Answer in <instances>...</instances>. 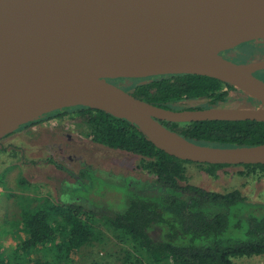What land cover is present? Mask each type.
Returning a JSON list of instances; mask_svg holds the SVG:
<instances>
[{
    "label": "water",
    "instance_id": "water-1",
    "mask_svg": "<svg viewBox=\"0 0 264 264\" xmlns=\"http://www.w3.org/2000/svg\"><path fill=\"white\" fill-rule=\"evenodd\" d=\"M264 39V0H0V139L53 112L88 106L136 125L182 161L264 165V145L202 146L160 121L264 122V61L223 53ZM187 74L219 80L262 108L174 111L110 80Z\"/></svg>",
    "mask_w": 264,
    "mask_h": 264
},
{
    "label": "trees",
    "instance_id": "trees-1",
    "mask_svg": "<svg viewBox=\"0 0 264 264\" xmlns=\"http://www.w3.org/2000/svg\"><path fill=\"white\" fill-rule=\"evenodd\" d=\"M234 60L245 63L240 58ZM120 80L123 79L110 81ZM126 80L133 83L123 89L137 99L174 111L221 107L236 90L219 80L199 75L172 74ZM192 101L202 105L180 106ZM70 111L79 116L93 142L141 157L137 168L140 177L114 175L113 179L116 178L128 192L124 209L121 194L118 203H100L95 197L97 207L83 205L80 197L68 202L65 199L68 190H79L76 180L74 185L66 186L62 192L64 198L58 202L18 196L19 219L11 229L5 230L18 237V243L6 252H1L0 245V264H73L75 253L96 242L105 243L108 237L100 223L119 243L131 246L134 251L123 246L126 254L123 264H236L235 258L264 255V205L248 202L239 190L219 193L189 184L186 165L196 163L179 160L159 150L136 125L109 112L79 106L48 117L64 116ZM41 122L43 120L29 123L21 129ZM160 123L202 146L264 145V122ZM196 165L213 175L218 169L230 167ZM237 166H243L248 173L264 175V165ZM90 171L89 167L81 171L83 182L91 183L88 176L92 175L91 179H98L99 176ZM101 178L113 180L108 176ZM0 186L7 188L4 176L0 178Z\"/></svg>",
    "mask_w": 264,
    "mask_h": 264
},
{
    "label": "rangeland",
    "instance_id": "rangeland-1",
    "mask_svg": "<svg viewBox=\"0 0 264 264\" xmlns=\"http://www.w3.org/2000/svg\"><path fill=\"white\" fill-rule=\"evenodd\" d=\"M249 50L253 49L239 47L231 56L240 58L245 63L259 62L249 60L251 57L246 55ZM114 83L127 87L133 81L123 79ZM199 105L202 103L198 101L180 104L181 107ZM260 105L263 106L261 102L236 89L230 93V100L220 108L259 109ZM48 115L37 120L43 122L21 129L23 125L0 139V178L4 176L7 186L6 189L0 186L1 252L11 250L18 243V237L5 232L19 219L21 206L17 203L18 196L26 195L34 199L58 202L64 198L62 192L66 190V186L74 185L76 180L79 190H68L65 195L68 202L80 197L84 201L83 205L97 207L99 204L95 197H98L100 203H118L121 194L124 209L128 192L113 177L119 174L140 177L137 168L142 158L93 142L87 136V127L75 112L70 111L64 116L54 118H49ZM87 167L99 176L97 180L91 179L93 175L91 178L88 176L91 183L82 181L81 171ZM186 167L189 184L219 193L239 190L248 202L264 205V175L261 173L252 174L243 166H230L216 170L213 175L196 164H187ZM134 170L137 172H133ZM107 176L113 180L101 178ZM100 228L108 237L105 243L96 242L92 247L75 253L73 264H123L126 255L124 247L134 253L131 246L119 243L101 223ZM234 262L264 264V255L235 258Z\"/></svg>",
    "mask_w": 264,
    "mask_h": 264
},
{
    "label": "flooded vegetation",
    "instance_id": "flooded-vegetation-1",
    "mask_svg": "<svg viewBox=\"0 0 264 264\" xmlns=\"http://www.w3.org/2000/svg\"><path fill=\"white\" fill-rule=\"evenodd\" d=\"M243 46L248 47L249 49H251V48L253 49V50H249V51L246 52V55H248V57H251L249 60H251V61H253V60L254 61H264V39L263 40H259V41L246 43V44L241 45L240 47H243ZM238 48H236L234 50L227 51L228 52L227 56L235 59L234 57L231 56V54L235 50H237ZM240 61H242V60H240ZM255 75H256V77H258L259 79L264 81V69L257 71L255 73ZM262 107H263L262 105L258 106V108H262Z\"/></svg>",
    "mask_w": 264,
    "mask_h": 264
},
{
    "label": "bare ground",
    "instance_id": "bare-ground-1",
    "mask_svg": "<svg viewBox=\"0 0 264 264\" xmlns=\"http://www.w3.org/2000/svg\"><path fill=\"white\" fill-rule=\"evenodd\" d=\"M56 3H62L64 0H55ZM7 67V63L5 61L0 60V70H4Z\"/></svg>",
    "mask_w": 264,
    "mask_h": 264
}]
</instances>
